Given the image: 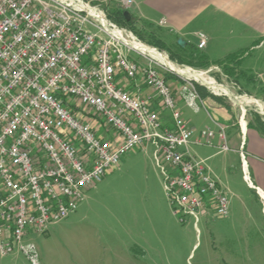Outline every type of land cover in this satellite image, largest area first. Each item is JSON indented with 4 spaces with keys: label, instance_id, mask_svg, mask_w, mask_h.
Returning a JSON list of instances; mask_svg holds the SVG:
<instances>
[{
    "label": "built area",
    "instance_id": "1",
    "mask_svg": "<svg viewBox=\"0 0 264 264\" xmlns=\"http://www.w3.org/2000/svg\"><path fill=\"white\" fill-rule=\"evenodd\" d=\"M134 4V0H0L2 255L19 249L37 264L34 245L23 243L28 233L46 232L76 212L85 191L138 147L154 148L167 196L182 221L193 217L197 226L210 204L217 215H229L225 189L205 161L190 152L194 130L177 110L164 75L183 81L184 102L196 112L204 104L195 84L214 95L231 91L206 77L213 69L198 72L180 65L108 17V10L129 11ZM167 25L166 20L158 23ZM198 38L199 49H204L206 35L198 33ZM180 70L196 72V77ZM120 74L129 80L144 77L161 106L171 112L169 126L149 99L120 85ZM74 106L91 116L76 112ZM102 126L114 135L108 138ZM218 126L220 148L227 151L225 127ZM213 137L212 131L202 133L206 145Z\"/></svg>",
    "mask_w": 264,
    "mask_h": 264
},
{
    "label": "rangeland",
    "instance_id": "2",
    "mask_svg": "<svg viewBox=\"0 0 264 264\" xmlns=\"http://www.w3.org/2000/svg\"><path fill=\"white\" fill-rule=\"evenodd\" d=\"M130 12L137 18L134 10ZM159 37L168 46L178 43L180 39L188 40L165 28L160 29ZM250 40L252 39L231 38L216 41L222 43L219 44V51L224 55V50H236L246 46ZM128 55L133 60L142 61L135 53ZM191 68L198 72H208L210 69ZM219 71L216 66L206 77L223 84L231 93L215 96L223 98L225 104L233 105L239 112V119L242 114H247L250 119L248 113L255 112L264 122V115L257 104L251 101V98H255L264 103V96L253 89L254 85L246 86L243 77L236 79L240 85L237 86L225 77L223 71V74ZM207 91L211 93L210 90ZM185 105L178 107L176 104L184 121L191 122L196 131L214 133L210 146L206 145L205 139L202 141L210 148H203L204 152L198 155L194 153L196 158L201 160L206 155L214 154L206 163L223 185L229 201L233 199L231 193H241L242 196L249 193L251 212L258 214L260 204L252 194L258 192L248 188V181H242L239 151L231 145L229 150L222 151L221 145H218V125L225 127V134L229 139L239 131L233 124L234 121L223 118L205 105L201 106L198 113ZM74 108L80 114L91 116L83 107ZM159 112L171 121L169 110L161 108ZM102 127L108 138L114 135L113 130ZM153 151L152 146L133 149L122 157L117 168L108 170L93 189L85 191V198L76 212L50 226L46 232L31 230L23 243L34 245L37 264H264V246L231 247L230 230H225L222 226L225 217L215 213L214 223L206 226L203 211L196 226L193 217L186 216L182 221L180 215H176L166 193L162 171L155 163ZM245 214L246 212L243 215ZM231 248L238 254L235 259H232ZM247 249L250 256L246 255ZM0 264L33 263L22 251L16 249L7 255H2L0 250Z\"/></svg>",
    "mask_w": 264,
    "mask_h": 264
},
{
    "label": "crops",
    "instance_id": "3",
    "mask_svg": "<svg viewBox=\"0 0 264 264\" xmlns=\"http://www.w3.org/2000/svg\"><path fill=\"white\" fill-rule=\"evenodd\" d=\"M134 1L135 4L130 10H134L137 14V19L153 23L156 26H158L160 21L166 20L168 25L166 27H160L161 29L165 28L171 33L185 37L188 40H182L186 44L194 46L211 62L223 60L230 54L247 50V53L240 58L236 74L233 77H228L227 75H225V77L237 86L240 85L236 79L243 77L246 80V86L249 85L250 87L254 85L253 89L257 92L264 88V0ZM198 33H204L208 39L204 49H199L198 47ZM231 38H250L252 40H250L246 46L238 47L236 50H224L226 54L221 55L219 44L222 45V43H220V41L217 43L216 40ZM229 43L230 42H226V44ZM174 44L175 43H172L169 46H173ZM222 48L224 49V47ZM141 59V62H137L141 66L146 65V61L143 60V58ZM214 67L209 68L213 69ZM218 69L222 73V69L220 67H218ZM245 75L247 76L245 77ZM117 80L120 85L124 86L132 94L149 99L151 106L155 110L160 111V109L163 108L160 100L145 84L143 76H139L134 80H129L120 74L117 76ZM169 84L172 86L177 106L179 107L181 104L185 105L186 103L184 102L181 92L183 81L173 77L169 80ZM246 93L250 95L248 91H246ZM219 98L220 99L206 96L205 99L202 98V101L205 106L212 108L223 118L228 120L232 119L234 121L233 124L238 128V133L232 135L229 139L226 137L227 142L233 149L239 151L242 160V181H248L249 189H256L258 193L252 194H254L257 203L260 204L258 214L254 211L251 212V208L249 207V193L247 196H242L241 193H231L230 195L233 196V199L229 201L230 215L225 217L222 226L225 230H230L229 237L231 247H249L251 245L264 246V131L259 130L257 127L248 128L249 119L247 114H242L239 119L238 110L231 104H225L223 98ZM160 115H162L165 124L169 126L171 121L166 115L164 117L162 112ZM187 123L194 130L190 152L196 157L195 154L198 155V153L204 152L205 149L203 148L210 147H206L202 142L204 141L202 138V133L204 131H196V127L192 126L191 122L187 121ZM198 140L202 143H197ZM221 143L222 141L219 137L218 145H221ZM213 155L214 154L206 155L205 158H201V160L206 163ZM201 157L204 156L201 155ZM215 177L217 178V176ZM219 183L221 184L220 181ZM221 186L223 187L222 184ZM245 212L246 214L243 215ZM215 213L213 205H208L205 210L206 226H209L210 223H214L213 219L215 218ZM231 249L232 259H235L238 254H236V250L233 248ZM246 255L250 256L249 249H247Z\"/></svg>",
    "mask_w": 264,
    "mask_h": 264
},
{
    "label": "trees",
    "instance_id": "4",
    "mask_svg": "<svg viewBox=\"0 0 264 264\" xmlns=\"http://www.w3.org/2000/svg\"><path fill=\"white\" fill-rule=\"evenodd\" d=\"M108 17L120 27L133 32L144 44L166 51L170 58L180 65L199 69H207L211 66H218L228 77H233L236 74V69L239 65L240 58L247 53V50H242L238 53L228 55L223 60L211 62L192 45L186 44L184 47H182L178 43H175L173 46H168L166 42L159 37V32L161 29L160 27L150 22L140 21L139 19L135 18L128 10L114 7L108 10ZM246 76L247 75H245V77ZM173 77L176 76L168 74L164 75V78L168 83ZM195 86L201 98L209 96L220 99L219 97L209 93L201 85L195 84ZM258 93L264 96V88L259 90ZM248 114L250 115L248 128L257 127L259 130L264 131V122L262 121L261 116L255 112H249Z\"/></svg>",
    "mask_w": 264,
    "mask_h": 264
},
{
    "label": "bare ground",
    "instance_id": "5",
    "mask_svg": "<svg viewBox=\"0 0 264 264\" xmlns=\"http://www.w3.org/2000/svg\"><path fill=\"white\" fill-rule=\"evenodd\" d=\"M136 47H138V48H140V49H144L145 48V46H143V45H140V44H137L136 45ZM180 73H183V74H188V75H190V76H192V77H196V72H193V71H183V70H180ZM211 83H213V82H211ZM235 98V97H234ZM238 101V100H237ZM251 101L252 102H255L256 104H258L259 105V107L262 109V111L264 112V105L260 102V101H258V100H255V99H251Z\"/></svg>",
    "mask_w": 264,
    "mask_h": 264
},
{
    "label": "water",
    "instance_id": "6",
    "mask_svg": "<svg viewBox=\"0 0 264 264\" xmlns=\"http://www.w3.org/2000/svg\"><path fill=\"white\" fill-rule=\"evenodd\" d=\"M178 44H179L180 46L184 47L186 43H185L182 39H180V40L178 41Z\"/></svg>",
    "mask_w": 264,
    "mask_h": 264
}]
</instances>
